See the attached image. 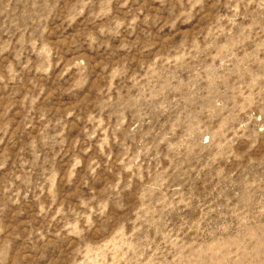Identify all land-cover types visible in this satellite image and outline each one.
Segmentation results:
<instances>
[{"label": "rangeland", "instance_id": "1", "mask_svg": "<svg viewBox=\"0 0 264 264\" xmlns=\"http://www.w3.org/2000/svg\"><path fill=\"white\" fill-rule=\"evenodd\" d=\"M0 264H264V0H0Z\"/></svg>", "mask_w": 264, "mask_h": 264}]
</instances>
